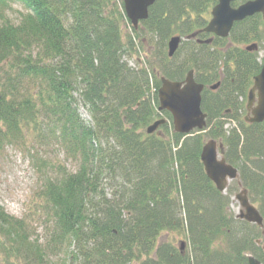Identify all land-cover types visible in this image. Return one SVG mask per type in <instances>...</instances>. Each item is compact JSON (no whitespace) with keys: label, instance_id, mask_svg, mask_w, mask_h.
I'll list each match as a JSON object with an SVG mask.
<instances>
[{"label":"trees","instance_id":"obj_1","mask_svg":"<svg viewBox=\"0 0 264 264\" xmlns=\"http://www.w3.org/2000/svg\"><path fill=\"white\" fill-rule=\"evenodd\" d=\"M216 3L156 0L135 28L123 0H0V155L9 147L29 153L50 232L41 245L24 220L0 210L4 264H56L55 256L72 264H248V254L264 262L256 244L263 230L231 213L235 191L218 192L201 161L207 141L221 142L264 216V134L228 114L257 68L253 54L229 46L259 41L261 18L211 45L198 35L168 56L169 41L202 30ZM13 5L23 10L17 21L7 14ZM143 38L157 50L145 65ZM134 57L136 69L124 61ZM190 71L205 87V132L177 134L165 112L161 135H147L161 116L153 104L160 79L183 82ZM53 147L76 163L75 172L53 163L58 158H39ZM168 234H182L189 252L162 241Z\"/></svg>","mask_w":264,"mask_h":264},{"label":"water","instance_id":"obj_2","mask_svg":"<svg viewBox=\"0 0 264 264\" xmlns=\"http://www.w3.org/2000/svg\"><path fill=\"white\" fill-rule=\"evenodd\" d=\"M217 1V5L214 6L210 14L212 16L211 21L200 33L215 35L220 38H228L235 23L243 22L247 18L257 14H262L264 16V0L246 2L237 9L232 7V4L236 2V0ZM155 2L156 0H124L126 15L135 28L138 27L140 21L147 19L149 8L152 7ZM195 35L192 37L194 38ZM180 43V38L174 37L170 41V57L174 56ZM255 49H257L256 46L248 48L249 51ZM161 83L158 100L160 102V108L158 111H168L172 115L175 132L181 135H189V133L191 134L196 130L203 131V129L207 127V116L201 109V98L204 87L195 82L194 73L190 72L187 78L180 83H177V81L171 82L165 80V78L161 79ZM218 86L219 85L213 87V89H217ZM255 86L258 88L264 86V70L256 79ZM255 117L256 122L264 121V95ZM165 124V120L156 122L147 129V134H155L157 130ZM220 149H223L222 146H220ZM201 151V161L205 168L204 172H206L208 179L216 185L218 192L223 193L226 191L228 181L237 179V171L232 166L228 165L224 158L219 156L218 146L215 141L208 142ZM237 199L242 208L240 211L241 215L239 216L240 219L261 227L263 225V219L259 212L247 201V192L243 191L237 196ZM248 263L261 264L253 257H249Z\"/></svg>","mask_w":264,"mask_h":264},{"label":"rangeland","instance_id":"obj_3","mask_svg":"<svg viewBox=\"0 0 264 264\" xmlns=\"http://www.w3.org/2000/svg\"><path fill=\"white\" fill-rule=\"evenodd\" d=\"M21 13H23V10L18 5H13L7 12L9 18L13 21L19 20ZM145 40L149 44L150 48L147 46L145 41H143L145 47L142 44L145 48L144 50L142 47V49L138 47V49L143 50L140 52L141 57L144 60V65L149 61L150 58H152V54L157 52V50L153 48L155 43L151 42L150 45L149 40ZM139 44L140 42L138 43V46ZM147 56H149L148 59ZM138 58L140 59L139 54ZM260 59H264L263 54L260 55ZM136 60L137 57H134V59L125 58L124 61H126L131 68L136 69ZM79 112L86 121H91L89 113L83 106H80ZM158 119H166V117L163 116ZM227 127H229V125ZM45 152L47 157L43 154L40 155L39 158H58V160L53 161V163L63 164L68 169V171L75 172L76 163L66 161L65 155L62 151L60 152L58 148H48L45 150ZM32 165V158L29 156V153L24 151V149L21 150L18 148L9 147L4 151V153L2 152L0 155V210L3 211L4 214L6 213L7 216L16 220H24L26 231L30 233V236L34 240H38L41 245H44L48 240V234L50 232L48 231V227H46V217L43 215V211L40 208L42 207V201H40V180L38 179H41V175L36 170H34ZM50 176H53L52 173H50ZM232 185L235 192L231 196L230 211L232 214H234V216H237V211H239L240 206L238 201L235 200V197L237 194H239L240 189H237V184L234 183ZM232 185L230 189H232ZM256 207H258L257 203ZM162 241H168L177 249H179L181 247L180 241L186 242V239L182 234H168L163 237ZM262 242L264 245V239ZM187 252L189 251L187 247H185L183 249V253L187 254ZM2 258V255H0V264H4V260ZM53 258L54 263L56 264H72L67 258L61 256H55ZM53 258L51 259L53 260Z\"/></svg>","mask_w":264,"mask_h":264},{"label":"flooded vegetation","instance_id":"obj_4","mask_svg":"<svg viewBox=\"0 0 264 264\" xmlns=\"http://www.w3.org/2000/svg\"><path fill=\"white\" fill-rule=\"evenodd\" d=\"M249 1H253V0H249ZM244 3L245 2L236 0V2L233 4V8H237ZM256 16L261 18L260 23L262 24V29H263L262 37L260 38L259 41L250 42L248 44H242L241 49H247L246 50L247 53L253 54L256 57L257 68L254 74L250 78L248 77V81L245 84L246 85L245 91L241 93L240 96L238 94L237 95L235 94L232 97V100H231L232 106L228 110V114L232 116L237 115V117L242 119L247 126H251V127L254 126V129L260 130L263 135L264 134V121L256 122L255 116H256L257 110L260 107V103L264 95V86L261 88H258L255 85H256V79L260 76V74H262V71L264 70V59H260V55L261 54L264 55V16L262 14H257V15H254L253 17L247 18L246 20L254 18ZM246 20H244L243 22H245ZM239 23H236V24H239ZM254 46H256L257 49L251 50V51L248 50V48H252ZM233 122L237 124L236 121H233ZM261 163L262 165H264V160ZM248 176H250V172L247 173L246 178H248ZM261 178L264 180V172L261 173ZM247 191H248V198L251 200L252 199L251 191L249 188L247 189ZM259 200L264 201V194H261V197Z\"/></svg>","mask_w":264,"mask_h":264}]
</instances>
